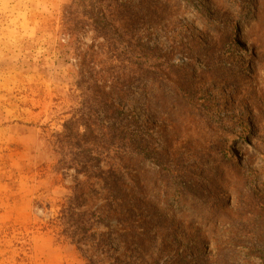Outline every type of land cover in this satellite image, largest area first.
Returning a JSON list of instances; mask_svg holds the SVG:
<instances>
[{
  "label": "rangeland",
  "instance_id": "obj_1",
  "mask_svg": "<svg viewBox=\"0 0 264 264\" xmlns=\"http://www.w3.org/2000/svg\"><path fill=\"white\" fill-rule=\"evenodd\" d=\"M74 1L0 0V264H86L80 249L103 264L131 261L114 234L101 254L93 241L72 245L57 222L75 171L59 170L69 159L56 153V136L72 117L84 121L94 95L112 99L122 111L113 122L140 145L118 173L135 201L137 252L158 264H260L264 0H119L133 18L118 25L133 22L134 39L160 54L175 98L164 76L139 70L137 54L111 59ZM99 159L103 170L116 163ZM87 197L89 209L102 205ZM98 212L97 240L119 230Z\"/></svg>",
  "mask_w": 264,
  "mask_h": 264
},
{
  "label": "trees",
  "instance_id": "obj_2",
  "mask_svg": "<svg viewBox=\"0 0 264 264\" xmlns=\"http://www.w3.org/2000/svg\"><path fill=\"white\" fill-rule=\"evenodd\" d=\"M73 13L80 16L83 26L89 27L92 33L104 40L107 44V49L112 52L111 59L121 60L125 57L127 62L135 56L138 58L140 71L161 74L166 79L167 83L163 84L177 94L179 87L170 86V68L161 60L160 54L152 50L148 45L134 39L132 30L133 22L129 23L127 27L119 26L118 20L128 16L133 18V13L126 6V4L119 2V0H76L73 2ZM124 16V17H123ZM134 20V19H133ZM82 26V27H83ZM235 26L231 25L228 29L229 34L234 35ZM134 59V58H133ZM118 92H126L129 89V84L122 81L118 85ZM89 89H85V95ZM94 95V94H93ZM85 100L81 103L83 107ZM91 106L83 107L80 118L75 116L63 126V132L56 136V153L65 159L68 157L69 162L63 164L59 162L61 171L74 170L73 185L69 188V195L65 198V202L61 207L57 222L61 227L62 236L70 240L72 245L78 249L81 245L93 241L95 250L101 254L110 245L111 234L116 236V246L123 248L124 251L130 250L129 257L131 261H121L118 257H112V262L109 264H136L137 262L144 264H158L154 259L153 254L148 258L146 251L140 247V253L137 252V246L131 240V228L129 225L130 217L134 214L132 204L135 203L125 191L122 184L123 176L118 173L126 170L125 165H120L122 157L128 153L136 152L140 147L137 139L132 134L120 128V125L113 122L114 117L122 114L121 109L110 101H103L98 99L95 95L90 102ZM102 109L104 118L99 120L98 111ZM150 114L157 118L158 114L155 106L149 107ZM103 122H108L104 125ZM122 127V126H121ZM105 154L106 157L114 155L116 163L110 165L108 162L106 170H103L99 157ZM111 158V157H110ZM83 176L84 180L80 181L79 176ZM101 185V189L97 191L95 188L97 184ZM101 191V192H99ZM94 196L101 200L102 205L99 208L89 209V198ZM227 205V198L223 199ZM258 206V205H257ZM261 206V213L264 214V209ZM100 209L103 214L115 219L119 230L109 231L110 237L95 239L91 232V227L96 222H104V215L100 214ZM264 216V215H263ZM108 223V221H107ZM109 224V223H108ZM107 226V225H106ZM109 240V242H108ZM260 245L259 249L256 246L254 250L259 252L257 258L260 264H264V245ZM83 258L86 259V264H103L98 258L88 256L82 251ZM139 251V249H138ZM132 253V254H131ZM136 261V262H135Z\"/></svg>",
  "mask_w": 264,
  "mask_h": 264
}]
</instances>
